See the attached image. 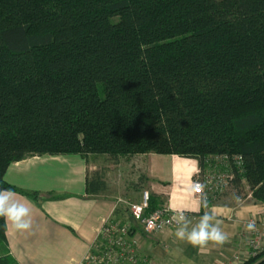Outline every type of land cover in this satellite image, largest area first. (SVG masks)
Segmentation results:
<instances>
[{"label":"trees","instance_id":"1","mask_svg":"<svg viewBox=\"0 0 264 264\" xmlns=\"http://www.w3.org/2000/svg\"><path fill=\"white\" fill-rule=\"evenodd\" d=\"M149 152L226 156L264 204V0H0V189L31 155Z\"/></svg>","mask_w":264,"mask_h":264},{"label":"crops","instance_id":"2","mask_svg":"<svg viewBox=\"0 0 264 264\" xmlns=\"http://www.w3.org/2000/svg\"><path fill=\"white\" fill-rule=\"evenodd\" d=\"M135 155L139 156L138 167L143 173V188L135 201L140 200L143 189L148 190L155 206L167 204L172 209L186 210L189 228L205 211L214 213L213 222L220 225L225 236L222 243L209 242L201 247L179 239L176 229L147 234L137 228L139 252L145 258L142 264H232L231 255L244 254V242L238 234L242 222L257 205L234 207L214 202L204 207L192 190L196 159L152 152ZM95 170L82 154L31 155L10 163L3 180L15 188L10 190L13 199L31 209L32 226L19 230L5 218L1 254L11 257L14 264H78L117 201L107 191V184L101 193H87L86 175ZM123 208L121 205L116 212L125 214Z\"/></svg>","mask_w":264,"mask_h":264},{"label":"built area","instance_id":"3","mask_svg":"<svg viewBox=\"0 0 264 264\" xmlns=\"http://www.w3.org/2000/svg\"><path fill=\"white\" fill-rule=\"evenodd\" d=\"M221 156L226 165V173L218 174L216 170L205 172L203 179L198 167L192 182V190L203 202L216 200L226 188L231 189L229 180L232 178L228 158ZM212 158L214 156H211ZM237 161L239 158L235 155ZM208 161L205 159V162ZM205 167V164H204ZM204 173V172H203ZM122 198L117 199L112 213L99 227L95 239L78 264H142L145 258L140 251L137 228L143 233L156 234L165 229H177L174 215L183 212L188 218L189 213L183 209H172L167 204H160L151 208L150 193L143 190L139 201H125L123 212L127 217L120 215L117 209L121 208ZM121 210V209H120ZM240 238L244 242L243 255H231L232 264H242L249 258L257 257L253 264L264 259V204L259 203L256 211L242 222ZM264 264V263H263Z\"/></svg>","mask_w":264,"mask_h":264},{"label":"rangeland","instance_id":"4","mask_svg":"<svg viewBox=\"0 0 264 264\" xmlns=\"http://www.w3.org/2000/svg\"><path fill=\"white\" fill-rule=\"evenodd\" d=\"M220 159L221 156L219 155H215L213 158L211 156H206V160L208 161H204L205 167L201 169L203 179L206 176L205 172L208 173L216 170L218 174L226 173V165ZM87 163L89 167H93V169H97L101 172L103 178L106 179L107 191L111 192L117 199L121 197L123 199L121 204L124 206H126V204H124L125 201H135L138 192L143 188L141 185L143 182V173L140 172L138 167L140 164L139 156H121V159L115 163L105 155L94 156L89 154L87 156ZM206 202L207 204L214 202L215 204H228L234 207L246 204L255 205V207L259 205V202L252 198L247 187L243 188V196L235 195L234 191L226 188L222 195L216 198V200ZM127 213L128 212L125 211V214L122 215L128 218ZM1 244L2 243H0V256L3 251ZM234 245H236L237 248H241L237 244Z\"/></svg>","mask_w":264,"mask_h":264},{"label":"clouds","instance_id":"5","mask_svg":"<svg viewBox=\"0 0 264 264\" xmlns=\"http://www.w3.org/2000/svg\"><path fill=\"white\" fill-rule=\"evenodd\" d=\"M14 193L10 190L0 189V216L10 221L14 228L27 230L32 226L31 209L25 204L13 199ZM207 207V202L203 204ZM177 223L176 236L181 240H187L193 246H206L209 242L222 243L225 239L221 227L214 223L215 214L205 211L200 216L198 223L189 228L191 221L183 212L174 215Z\"/></svg>","mask_w":264,"mask_h":264}]
</instances>
